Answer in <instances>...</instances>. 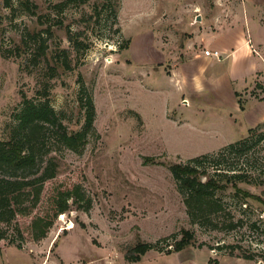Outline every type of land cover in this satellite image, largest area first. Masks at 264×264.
I'll list each match as a JSON object with an SVG mask.
<instances>
[{"label":"rangeland","instance_id":"obj_1","mask_svg":"<svg viewBox=\"0 0 264 264\" xmlns=\"http://www.w3.org/2000/svg\"><path fill=\"white\" fill-rule=\"evenodd\" d=\"M246 20L264 36L256 27L264 28V0H0V139L25 100L47 103L67 131L83 126L79 97L90 94L95 110L82 154L55 145L57 173L40 203L0 223V264H264V122L245 147L214 156L248 136L257 115L251 102L264 100V47L252 53L261 66L253 83H232L245 113L231 92L232 53L207 57L213 64L204 79L198 73L207 37L243 25L248 35ZM187 43L200 54L189 69L214 83L210 93L188 95L186 88L204 90L197 76L173 78ZM45 132L53 143L56 135ZM204 154L211 158L199 170L227 186L213 194L220 210L194 220L168 167ZM232 174L243 179L231 184ZM73 187L82 199H70L34 239L31 219L50 214L56 191ZM185 230L192 243L173 251ZM138 243L155 247L130 262Z\"/></svg>","mask_w":264,"mask_h":264},{"label":"trees","instance_id":"obj_2","mask_svg":"<svg viewBox=\"0 0 264 264\" xmlns=\"http://www.w3.org/2000/svg\"><path fill=\"white\" fill-rule=\"evenodd\" d=\"M76 37L73 39L70 33H67L68 40L76 50H79L80 42ZM56 63L61 67L64 65L62 62ZM258 85L256 83L255 87ZM235 96L237 97L238 94L235 93ZM237 102L239 109L242 110L243 105L240 99ZM79 103V106L84 109L83 126L78 131H67L47 103L36 104L23 101L22 108L16 115L17 124L0 139V223L9 224L18 215L29 214L40 203L44 183L54 179L57 173L56 156H51L52 151H55V145L61 149L82 154L88 137L95 133L93 126L95 110L92 97L88 93L79 97ZM45 131H51L56 135L53 143L45 142ZM247 131L248 136L220 148L214 156L222 158L226 152L245 147L255 128ZM207 154L192 158L185 164L174 163L168 167L177 190L183 197L187 214L194 220L205 218L220 210L221 207L214 200L213 194L214 191L222 190L227 186L226 183L220 185L214 176L208 177L199 170L201 161L211 158ZM219 174L221 175L216 173L215 176L219 177ZM241 179H243L241 175L232 174L229 183L232 184L233 181ZM232 187H235V184ZM241 193L244 197H249L247 192ZM70 199H74V202L82 199L77 188L56 191L51 199L50 214L34 216L31 219L29 227L34 239L39 240L45 237L54 219L67 211ZM26 202L29 204L26 205ZM192 240L193 235L189 231H182L181 238L172 248L173 251H181L190 245ZM153 247L155 246L147 243L136 244L132 249L133 255L128 258L129 261H139L141 256ZM240 257L247 260L253 259V255L243 254Z\"/></svg>","mask_w":264,"mask_h":264},{"label":"crops","instance_id":"obj_3","mask_svg":"<svg viewBox=\"0 0 264 264\" xmlns=\"http://www.w3.org/2000/svg\"><path fill=\"white\" fill-rule=\"evenodd\" d=\"M253 15L254 12L251 13V16ZM246 21L247 24L245 23V25L247 26L249 31L248 35H246L245 31L243 30L244 25L241 26L240 29L234 30L233 32L214 34L213 36L207 37L206 41L207 44H209V47L207 49H203V51L216 50L218 52H224L225 54H227L228 57H230L231 53L233 54V59H231V64H230L229 82L231 86V92L233 93V97L236 102L238 99H236L235 93L238 94V91L232 89L233 88L232 83L237 82L239 80L246 82L248 78H249L248 85H250V83L251 84L253 83L252 76L256 74L257 71L260 70L261 66L260 63L258 62V58H256L255 55L252 53L259 55L257 49L264 47V40H260L264 38V36L261 34V32H258L257 35H255L254 34L255 31L252 28L253 26H251L255 24L251 23L250 25V22L248 20ZM256 27H258L260 30H264V28L261 29V27L258 25ZM233 46L237 47L236 51L235 50L232 51ZM191 47L192 46L190 45V43H187L184 46H181V48H179L180 54H178V56L181 55L184 56V58L182 59L184 61L182 63H177L175 77L173 78L175 81L178 79L181 80L186 73H187V78L188 75L189 76L191 75L190 79L192 76H197L195 83H198L199 81V83L203 85L204 90H200L199 88H195V90H193L192 88L190 89L186 88V92L188 93V95L191 96L193 94L196 95V93H206V94L210 93L211 89H215L214 83L209 84L208 81L204 83L203 80H201L200 82V77L197 74L200 72V74H202V79H204L203 77L205 76L203 74V71L206 72V67L212 65L213 60L205 57L202 51V57L204 63L198 67L199 69L198 73H196V75H193L194 73L191 72L189 68L193 65V63L196 60L191 59L190 56H200V54H194V52L190 50ZM255 84H253V87H255ZM248 85L244 86V88L248 87ZM190 86H193V82H190ZM248 102H251V100ZM246 105L247 103L245 104V106L243 105L244 107H242V110H240L239 106H237L238 107L237 110H239V112L241 113H245ZM251 105L253 106V110H255V113H257V115L255 118L253 117V121L248 129L253 128L259 123L264 122V100L258 102L257 104L251 102Z\"/></svg>","mask_w":264,"mask_h":264},{"label":"built area","instance_id":"obj_4","mask_svg":"<svg viewBox=\"0 0 264 264\" xmlns=\"http://www.w3.org/2000/svg\"><path fill=\"white\" fill-rule=\"evenodd\" d=\"M203 55L205 57H214L216 58L217 60H220V53L216 50H213V51H209V50H204L203 51Z\"/></svg>","mask_w":264,"mask_h":264},{"label":"water","instance_id":"obj_5","mask_svg":"<svg viewBox=\"0 0 264 264\" xmlns=\"http://www.w3.org/2000/svg\"><path fill=\"white\" fill-rule=\"evenodd\" d=\"M197 20H199V18Z\"/></svg>","mask_w":264,"mask_h":264}]
</instances>
